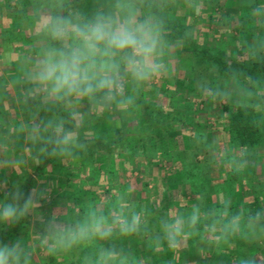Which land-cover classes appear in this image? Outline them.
Listing matches in <instances>:
<instances>
[{"label":"clouds","instance_id":"clouds-1","mask_svg":"<svg viewBox=\"0 0 264 264\" xmlns=\"http://www.w3.org/2000/svg\"><path fill=\"white\" fill-rule=\"evenodd\" d=\"M186 6L201 15L204 0H28L24 23L33 33L35 54L20 59L14 75L0 81V103L11 97L9 121L0 131V172L23 175L44 159L62 161L86 154L92 137L83 132L86 118L105 112H128L137 106L140 92L170 74L175 49L195 38L193 29L173 37V11ZM248 19L259 29L251 42L241 43V63L264 65V3L249 0ZM215 79L202 77L197 91L214 104L231 105L251 116L264 130V77L232 66ZM86 101L87 110H82ZM4 120H0V125ZM212 152L214 163L244 171L251 151L226 140L216 145L193 136ZM22 140L19 151L14 150ZM0 226L11 228L31 219V234L5 242L0 239V264H42V256H77V264H152L127 246L131 238L159 254L176 253L192 242L204 254L223 255L236 244L246 246L232 264H264V208H233L221 194L208 205L204 198L186 211L169 209L153 222L147 206H137L124 194L107 208L95 204L74 219L62 218L65 207L50 217L40 209L50 199L47 187H33L26 195L19 182L0 181ZM220 264H224L221 260Z\"/></svg>","mask_w":264,"mask_h":264},{"label":"rangeland","instance_id":"rangeland-1","mask_svg":"<svg viewBox=\"0 0 264 264\" xmlns=\"http://www.w3.org/2000/svg\"><path fill=\"white\" fill-rule=\"evenodd\" d=\"M216 19V17L213 16ZM240 18H238L239 20ZM184 21H180L178 18H173L172 28L177 31L189 30L194 28V17L183 18ZM190 20V21H189ZM187 21V23H186ZM241 21V19H240ZM183 22V23H182ZM242 22L235 21L230 23L229 26L221 25L220 23L205 20L204 27H196L195 39L202 47H207L211 54L216 52L217 56H221L228 61L233 68L246 69L254 65V63H245L243 67L240 66L241 57L243 53H240L242 49V38H238V34L241 35ZM227 25V24H226ZM224 27V28H222ZM210 29V30H209ZM238 32V33H237ZM236 35L237 39H232L229 36ZM229 37V38H228ZM35 46V45H34ZM33 46V47H34ZM193 53L183 50L180 52L175 49L170 63V74L160 80L151 83L149 86L153 88L150 92H154V89L162 84H169V87L173 89V85L176 79L182 78L185 75L191 73L193 63ZM205 64L200 65V73L196 74L195 81L202 77H209L208 73L211 72L212 67L204 68ZM249 74V72H248ZM255 76L264 77V72H255ZM9 78V77H7ZM210 78V77H209ZM147 86V87H149ZM166 95V94H165ZM184 97V96H183ZM181 93L178 92V98L173 102L164 95L159 97V100L148 99L146 102H156L163 109L172 111L173 103H178L179 110H183L185 107L184 100ZM187 101L192 100L193 96L188 95L185 97ZM11 97H7L0 103V120H4L3 126H7V123L11 120L16 121L24 118V114L17 109L14 116L9 114V104ZM84 103V102H82ZM82 110H87V105ZM222 105L214 104L211 101H205V99L195 100L194 102V120L203 129V137L209 138L208 142H212L216 145L220 140H226L230 143V132L228 131L227 118H224L226 122L220 121V114H222ZM147 110L145 103H138L136 107L130 111L124 112H105L103 115H92V118L87 117L83 132L88 133L91 137L111 136L115 131L120 129L124 123H134L136 118ZM174 111V110H173ZM172 111V112H173ZM107 113V114H106ZM193 113V111L191 112ZM190 113V114H191ZM186 133L194 131L192 127L185 130ZM209 134V135H208ZM202 136V135H201ZM235 148H242L240 145L232 144ZM22 147V143L18 141L15 144L16 151H19ZM260 152L253 151L255 154H264V147ZM0 153L8 154V146L0 148ZM93 153V160L89 164V168L79 164V161H66L64 165L68 168L69 172L59 169V167H53L48 165L42 167L40 165H33L23 175L17 176L15 173L0 172V181L7 179L9 185L15 182L21 181L23 176L28 175L27 179H30L32 186L28 190L27 194L33 187H47L50 190V199L43 202V207L40 211L49 217L51 213L59 207H65L66 211L62 218L74 219L77 216L83 214L80 212V206L82 199L84 204L90 208L93 206L94 196L101 194V201L107 198L106 191L111 187L117 186L111 193V197H117L120 194H131V199L141 203L139 206H149L152 209H160L170 207V209H177L180 211H186L192 204L198 202L199 197H203L208 205L215 203L216 198L221 194L230 197L232 205L246 206L250 208L251 203L257 198L263 200L261 203L264 206V179H254L249 177L250 170L247 167L240 173H234L231 169L214 163L213 161L206 165L201 158L204 155H212V152L208 150L204 145L202 150L183 148L182 137H176L173 141L168 142L166 146L161 143L150 145V142H145L135 155L125 156H110L108 154L97 153L88 150L86 155ZM107 157V161L104 163L103 158ZM113 157V158H112ZM199 161H198V160ZM208 160V159H207ZM181 164L182 167H181ZM42 165V166H41ZM219 165V167H218ZM255 165L254 176L263 178L264 166ZM251 167V166H250ZM42 168V169H41ZM106 170V171H105ZM112 170L111 175H107V171ZM257 171V172H256ZM93 173V174H90ZM72 174V181L76 184L74 190L81 197L79 203L76 197L70 192V188L66 185L67 174ZM245 175L246 179H240L238 176ZM84 181V182H83ZM84 183L92 186L90 191H82L81 188ZM88 190V189H87ZM71 194V195H70ZM0 199H3V194L0 193ZM144 201V203H142ZM87 208V209H88ZM31 229H28L30 231ZM31 234V233H30ZM27 239V238H26ZM140 245V249L145 246L144 242ZM246 246L242 244L233 245L224 254L231 257V261H234L236 257L243 254V249ZM196 246L189 242V245L183 250L173 253L169 252L171 261L174 264H213L216 258L218 259L220 254L215 250H211L210 256L202 261L200 259L206 258L209 254L208 251L202 254L196 251ZM139 249V250H140ZM256 252L264 253V249H255ZM223 254V255H224ZM206 255V256H205ZM42 264H47V256L41 257Z\"/></svg>","mask_w":264,"mask_h":264},{"label":"trees","instance_id":"trees-1","mask_svg":"<svg viewBox=\"0 0 264 264\" xmlns=\"http://www.w3.org/2000/svg\"><path fill=\"white\" fill-rule=\"evenodd\" d=\"M79 4L82 7H88L91 3V0H78ZM186 30L183 29V31H177L172 28L171 35L173 37L181 36ZM33 42H35L33 40ZM180 52L183 50H187L188 52L193 53V63L194 67L192 65L191 73L188 75H185L182 78H177L173 89L169 87V84H162L157 86L154 89V92H150L153 88L152 86L145 87L139 94V98L137 100L138 103H145L147 106V110L139 115L134 123H124L118 129L114 132L111 136H101V137H92L90 141V147L89 150L93 151L94 153H103V154H110L112 156H118V155H125V156H132L135 155L138 150L142 147V145L149 141L150 145L152 146L153 143L157 144L161 143V145L166 146L168 142L173 141L174 138L181 136L183 141V148L189 149L190 147L192 149L196 150H202V144L199 142V140H193V136L197 137H203V129L200 128V125L197 123V121L194 120L195 115V107L194 102L197 99H200V95L197 91L196 87V81H195V75L200 73L199 67L202 64L204 65V68L206 67H212L213 65H218L220 67V74L223 75L228 68L231 67V64L226 61L221 56H217L216 52L212 53L207 47H202L200 44L197 43L195 38H191L187 40L181 47L177 48ZM240 66L243 67V64H240ZM246 73L249 72V74L255 76V72H264V65L261 64H255L246 69H244ZM208 76L212 79H215L212 72L208 73ZM178 92L181 93L182 99L184 100L185 107H182L183 110H179L181 108L178 107V103H173V109L172 111H165L163 110L158 103L146 102V98L148 99H156L159 100V97L161 95H164L171 101H175L178 98ZM166 94V95H165ZM192 95L193 99L187 101L185 99L186 96ZM206 101V100H205ZM208 101V100H207ZM84 103H87L86 101H83ZM193 111V113H191ZM108 113V112H107ZM106 113V114H107ZM191 113V114H190ZM95 115V114H94ZM103 115V114H102ZM101 115V116H102ZM92 118V116H90ZM220 118V121L226 122L224 118H227L228 125V131L230 132V144H236L240 145L242 148H247L253 153V151L256 150V152H260L263 150L264 147V130L255 127L251 123V116L244 113L242 110L235 109L231 105H222V114L218 116ZM226 122V123H227ZM189 127H192L194 131L186 133L185 130H188ZM6 126L0 125V131L5 130ZM202 135V136H201ZM209 135V134H208ZM207 140L209 141V138L207 137ZM19 143H22L21 141H18ZM113 158V157H112ZM93 160V153L91 155L82 154L78 159H75L74 161H79V164L82 166H89L91 161ZM104 163L107 161V157L105 156L103 158ZM198 160V159H197ZM199 161V160H198ZM66 161H62L60 159L56 158H50V159H44L42 161L43 166L47 167L48 165H52L53 167H59V169L68 171V168L65 164ZM183 164H181L182 167ZM89 168V167H87ZM42 169V168H41ZM106 171V170H105ZM95 173V172H93ZM90 172V174H93ZM112 170L107 171V175H111ZM72 174H67L66 179V185L70 188V192L72 195L76 197L77 193L75 192L74 186H76L75 183L71 180ZM84 182V181H83ZM20 184L22 186V190L27 195L28 190L31 188L32 183L30 179H21ZM92 186L88 185L87 183H84L81 190L88 192L90 191ZM88 189V190H87ZM117 189V186L111 187L108 191H106L104 194H106L107 198L103 201H101V192L98 193V195L94 196V202L95 204H104L106 206V210L108 207H110V202L115 199V197H111L110 193ZM70 194V195H71ZM125 196L132 201L135 205L139 207L141 203L134 201L131 199V194L127 193ZM79 195H77V202L79 203ZM263 200L255 199L251 205L250 208L255 210L259 208H264L263 204L261 203ZM144 203V201L142 202ZM80 206V212H85L88 208L84 204V200L82 199V203ZM142 206H144L142 204ZM147 207L150 210V217L153 222H155L159 216L166 213L170 207L169 205L164 208L160 209H152L148 205ZM239 207L238 205L233 206V208ZM49 217V215L47 216ZM32 223L31 219L22 221L21 223L11 227L7 228L5 230V226H0V239H3L5 242L15 240L17 237H26L30 235L31 230L28 231V229H31ZM143 240L139 238H131L128 240L127 246L131 249H133L137 255L141 257H152V264H174L173 261H171V257L169 255L168 250H165L159 254H153L149 252L145 246H143L140 249V245ZM140 249V250H139ZM196 251L197 248H195ZM209 254L206 258H202L200 260L205 261L211 254V252L208 251ZM206 256V255H205ZM223 260L224 264H232L231 257L229 255H222L218 259L214 261L213 264H220V261ZM47 264H77V256L75 254L73 255H64V256H47ZM198 264V262L196 263ZM202 264V263H201ZM206 264V263H204Z\"/></svg>","mask_w":264,"mask_h":264},{"label":"crops","instance_id":"crops-1","mask_svg":"<svg viewBox=\"0 0 264 264\" xmlns=\"http://www.w3.org/2000/svg\"><path fill=\"white\" fill-rule=\"evenodd\" d=\"M251 2L264 3V0H251ZM27 4L28 0H0V81L7 80L14 75L15 65L20 59L35 54L36 48L34 46L35 42H33V33L23 22L27 14ZM249 10V0H204V8L201 15L195 14L191 9L181 4V7L173 11V18L184 21L183 18L194 17V20H191V22H194L193 29H196L197 26L203 28L205 20L210 23H220L226 27L235 21L242 22V31H240L241 35L238 34V38L251 42L259 29L248 19L247 13ZM229 37L237 39L236 35ZM241 52L243 53V49H240ZM242 64L245 65V63ZM210 157L211 155H204L201 158L206 165H209L212 162ZM249 159L251 161L248 166L250 170L249 177L264 179V173L262 175L263 178L253 175L255 170L254 163L257 165L262 163L264 166V154L259 153L257 155L253 152ZM238 177L246 179L245 175ZM27 178L28 175L26 174L22 179Z\"/></svg>","mask_w":264,"mask_h":264}]
</instances>
